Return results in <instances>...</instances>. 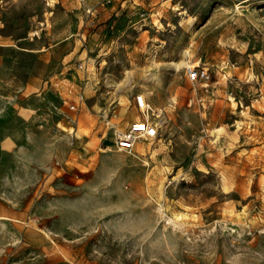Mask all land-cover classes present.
Here are the masks:
<instances>
[{"label": "rangeland", "instance_id": "rangeland-1", "mask_svg": "<svg viewBox=\"0 0 264 264\" xmlns=\"http://www.w3.org/2000/svg\"><path fill=\"white\" fill-rule=\"evenodd\" d=\"M0 110V264H264V0H0Z\"/></svg>", "mask_w": 264, "mask_h": 264}, {"label": "built area", "instance_id": "built-area-1", "mask_svg": "<svg viewBox=\"0 0 264 264\" xmlns=\"http://www.w3.org/2000/svg\"><path fill=\"white\" fill-rule=\"evenodd\" d=\"M78 68L84 70L83 63H79ZM186 74L191 82H207L209 79V74L204 68L189 66L186 68ZM85 80L86 77H84V81ZM82 92L83 89L80 87L79 91L76 93L75 100H68L63 97L62 101L68 104L70 110L76 111L83 100ZM133 102L142 116L129 122L123 130L113 129L114 146L119 150L128 152L134 148L138 141L155 138L159 133L164 117L163 111L153 107L142 92L133 95ZM105 122L110 127H114V122L111 121V118H108Z\"/></svg>", "mask_w": 264, "mask_h": 264}, {"label": "crops", "instance_id": "crops-1", "mask_svg": "<svg viewBox=\"0 0 264 264\" xmlns=\"http://www.w3.org/2000/svg\"><path fill=\"white\" fill-rule=\"evenodd\" d=\"M15 140H16L15 139V135L12 132H10V133H8V135H5L1 139V141H0V147L3 148V149H6V150H10L11 147H12V143H14Z\"/></svg>", "mask_w": 264, "mask_h": 264}, {"label": "bare ground", "instance_id": "bare-ground-1", "mask_svg": "<svg viewBox=\"0 0 264 264\" xmlns=\"http://www.w3.org/2000/svg\"><path fill=\"white\" fill-rule=\"evenodd\" d=\"M1 111V110H0ZM3 111V110H2Z\"/></svg>", "mask_w": 264, "mask_h": 264}, {"label": "snow or ice", "instance_id": "snow-or-ice-1", "mask_svg": "<svg viewBox=\"0 0 264 264\" xmlns=\"http://www.w3.org/2000/svg\"><path fill=\"white\" fill-rule=\"evenodd\" d=\"M137 127H139V126H137Z\"/></svg>", "mask_w": 264, "mask_h": 264}]
</instances>
